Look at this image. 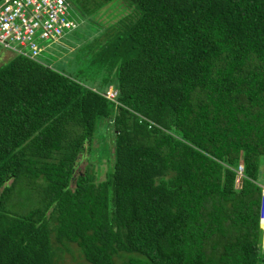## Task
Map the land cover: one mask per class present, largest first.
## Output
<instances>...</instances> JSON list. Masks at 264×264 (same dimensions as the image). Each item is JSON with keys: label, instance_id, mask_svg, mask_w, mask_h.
<instances>
[{"label": "trees", "instance_id": "1", "mask_svg": "<svg viewBox=\"0 0 264 264\" xmlns=\"http://www.w3.org/2000/svg\"><path fill=\"white\" fill-rule=\"evenodd\" d=\"M68 1L75 76L0 65V264H264V0Z\"/></svg>", "mask_w": 264, "mask_h": 264}, {"label": "built area", "instance_id": "2", "mask_svg": "<svg viewBox=\"0 0 264 264\" xmlns=\"http://www.w3.org/2000/svg\"><path fill=\"white\" fill-rule=\"evenodd\" d=\"M83 19L68 0H0V44L13 54L40 63L50 43H58L75 30ZM37 40H40L38 42ZM50 41L48 44H43ZM104 96L116 102L117 91L110 87ZM243 167L239 166L235 186L240 187ZM259 225L264 245V186H261Z\"/></svg>", "mask_w": 264, "mask_h": 264}, {"label": "rangeland", "instance_id": "3", "mask_svg": "<svg viewBox=\"0 0 264 264\" xmlns=\"http://www.w3.org/2000/svg\"><path fill=\"white\" fill-rule=\"evenodd\" d=\"M82 29H76L72 32L67 33L60 42L58 43H50V41H45L43 44L50 45L46 48L45 52L42 54L41 59L49 64H51L53 67L62 70L64 72L70 73L72 76H75V70L77 66L75 65L73 57H69L68 52L73 50V47H71L69 44L73 43L75 40H79V38L82 36L81 34ZM38 42L40 40H37ZM41 43V41H40ZM68 54V55H67ZM13 56V53L4 48L1 47L0 49V65L8 61ZM87 153L83 154L80 161L78 162L76 166V171L78 169H83L84 166L87 164V160L85 159ZM102 175L101 178L104 176V171L106 169V163L103 162L102 165ZM260 182L261 186H264V158H261V164H260ZM75 256L77 253L74 254ZM59 263L63 264H78L75 261H72L71 255L68 252H65L62 255V259L59 260Z\"/></svg>", "mask_w": 264, "mask_h": 264}]
</instances>
